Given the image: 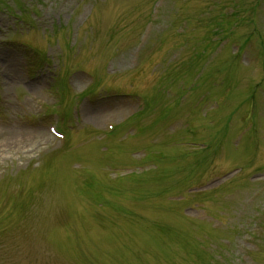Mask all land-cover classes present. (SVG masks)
Segmentation results:
<instances>
[{"label":"rangeland","instance_id":"obj_1","mask_svg":"<svg viewBox=\"0 0 264 264\" xmlns=\"http://www.w3.org/2000/svg\"><path fill=\"white\" fill-rule=\"evenodd\" d=\"M260 205L264 0H0V264H264Z\"/></svg>","mask_w":264,"mask_h":264}]
</instances>
